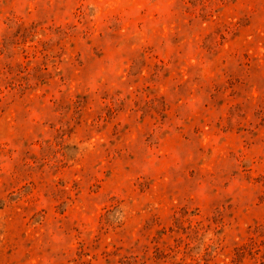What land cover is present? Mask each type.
I'll return each mask as SVG.
<instances>
[{
	"label": "rangeland",
	"instance_id": "374dc122",
	"mask_svg": "<svg viewBox=\"0 0 264 264\" xmlns=\"http://www.w3.org/2000/svg\"><path fill=\"white\" fill-rule=\"evenodd\" d=\"M0 264H264V0H0Z\"/></svg>",
	"mask_w": 264,
	"mask_h": 264
}]
</instances>
